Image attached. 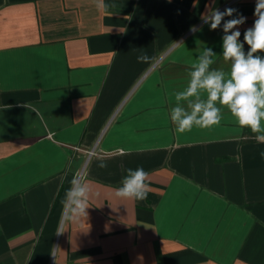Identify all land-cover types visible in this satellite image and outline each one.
<instances>
[{
    "label": "crops",
    "instance_id": "obj_1",
    "mask_svg": "<svg viewBox=\"0 0 264 264\" xmlns=\"http://www.w3.org/2000/svg\"><path fill=\"white\" fill-rule=\"evenodd\" d=\"M104 3L0 0V264H264V143L223 107L210 127L170 119L204 48L230 67L202 14L237 9L243 42L256 0ZM140 166L147 198H116Z\"/></svg>",
    "mask_w": 264,
    "mask_h": 264
},
{
    "label": "clouds",
    "instance_id": "obj_2",
    "mask_svg": "<svg viewBox=\"0 0 264 264\" xmlns=\"http://www.w3.org/2000/svg\"><path fill=\"white\" fill-rule=\"evenodd\" d=\"M98 8H106L104 0H95ZM256 17L253 26L243 33L240 41L239 26L246 17L235 8L224 11L213 9L201 16L203 24L210 30L221 27L222 21V57L230 62L226 73L212 67L216 53L211 47L204 48L189 71V82L184 90L175 94L176 106L171 109L170 119L178 132L190 131L193 126L210 127L219 124L222 119V107L235 118L238 126L255 134L257 143H264V0H256ZM225 17H232L225 20ZM191 31H202V25L191 26ZM245 43L249 46L245 52ZM151 57L146 53L137 57L138 62L148 63ZM186 102V107L181 102ZM264 156V153H261ZM104 169L107 164L99 159L97 165ZM149 173L140 166L126 170L120 186L114 189V196L121 200L142 201L149 191ZM90 190L80 183V177L74 176L71 187L66 193L67 219L78 222L87 216Z\"/></svg>",
    "mask_w": 264,
    "mask_h": 264
}]
</instances>
